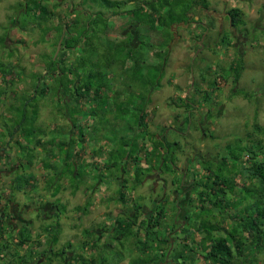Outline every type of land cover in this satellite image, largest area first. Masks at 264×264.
<instances>
[{
  "label": "rangeland",
  "instance_id": "374dc122",
  "mask_svg": "<svg viewBox=\"0 0 264 264\" xmlns=\"http://www.w3.org/2000/svg\"><path fill=\"white\" fill-rule=\"evenodd\" d=\"M110 1L114 2L111 7L99 0H0V195L17 200L22 207L17 227L28 224L32 232L31 241L17 246V251L38 259L57 237L54 251H66L68 261L83 256L94 257L96 264H133L140 254L138 242L132 237L115 241L109 233L115 229L117 217L133 220L134 214L155 212L159 205L166 207L168 215L160 228L162 238L155 245L159 250L153 251L151 261L206 263L200 253L194 260L188 253L181 254L187 243L201 241L202 234L195 231L187 241L185 234L172 233L173 238H179L173 254L170 251L166 258L160 253L170 231L176 232L179 205H186L173 199L177 190L183 195L181 184L177 189L171 179H165V191L155 187L156 181L149 179L152 172L143 169L134 178L124 175L125 183L122 176L118 180L119 168L115 167L113 174L104 168L118 163L116 150L123 151L122 142L135 134L150 133L154 139L169 142L166 157L174 155L179 169L185 157L188 161L203 156L209 159L226 152L233 164L230 150L249 143L250 134L264 140V0H207L202 6L195 0ZM42 7L52 15H39ZM233 9L242 10L245 26L232 27ZM66 25L72 27V39H67L62 27ZM83 33V43L72 51L66 49V44L72 47ZM149 34H156L155 42ZM129 50L131 58L139 56L142 62L135 65L129 60ZM51 61L57 76L46 72ZM93 73L95 79L87 78ZM86 81L94 93L99 90L97 102L76 96L75 91ZM215 83L218 89L211 95ZM203 91L210 92V103L204 101ZM187 96L190 108L184 104ZM189 110L193 113L190 121ZM141 111L148 118L140 127ZM198 118H203L202 126ZM256 126L263 131H257ZM35 139L47 146L57 139L63 145L61 155L57 146L52 147L56 151L54 157L48 156L49 170L47 159L35 155L47 150L37 148L29 156L27 144ZM144 144L147 149L152 147L147 135ZM111 152L113 159L107 158ZM208 166L216 174L237 169L224 168L220 160ZM180 174L176 179L182 182ZM18 176L31 177L32 186L16 193ZM193 181L188 175L185 185ZM165 194L166 200L161 199ZM120 198H125L126 204ZM50 206L54 212L50 213ZM238 210L232 207L223 216H215V212L207 215L231 229L234 224L229 216ZM189 217L192 224L187 230L195 229L199 214L192 212ZM140 235L143 237V232ZM225 235L224 230L217 232V236ZM14 237L10 233L3 236L6 241ZM33 249L34 254L30 252ZM250 258L248 264H264V250ZM37 259L30 264H37ZM120 259L123 261L118 263ZM63 261L55 256L42 264H65Z\"/></svg>",
  "mask_w": 264,
  "mask_h": 264
},
{
  "label": "trees",
  "instance_id": "16d2710c",
  "mask_svg": "<svg viewBox=\"0 0 264 264\" xmlns=\"http://www.w3.org/2000/svg\"><path fill=\"white\" fill-rule=\"evenodd\" d=\"M195 1L196 5L198 6H202L203 4L207 3V0ZM99 2L105 4L107 7H111V5L114 3L110 0H99ZM116 3L120 4L118 2ZM44 8L45 7L41 8L39 15H52V12L48 11V13L44 10ZM141 8L144 9L143 7ZM115 14H118V12H116ZM230 14L231 25L234 29H237L238 26H245V22L243 21V18L241 16L242 10L233 9ZM76 24L77 23H75L74 25ZM62 27L66 29V34H68L67 37H69L67 39H72V27L70 25ZM66 34L63 35L66 36ZM149 36L150 39L155 42L154 37H156V34H154V37H152L151 34H149ZM84 39H86L85 33L79 36L78 42H70L73 45L72 47H69L66 44V49L71 51L74 50ZM128 54L130 55L129 60L134 61L135 65H138L139 62H142V59L139 56L137 58H131L133 55L132 51L129 50ZM64 55L68 56L67 53H64ZM80 57L81 55L78 56L77 59H79ZM74 63H72V65H74ZM55 68L56 65L53 64V61H51V63L48 64L47 70L49 71L46 72H51L53 73V76H57ZM94 75L95 73L91 74L87 78L92 77L93 79H95ZM238 75L239 74L237 73L235 76V83L237 82V79H239ZM77 77H80V74H78ZM215 85L216 87H214L213 91H211L213 92L211 95L215 94L216 90L218 89V84L215 83ZM75 92L77 93L76 96H78L79 100L83 99L87 102H94L95 100L96 102L98 101L97 97L99 94V90L94 93L93 86L89 81H86L84 84H81ZM203 92V96L206 94L204 97V101L210 103L209 98H212L209 94L210 92ZM41 93L45 95L47 91L42 90ZM60 93L62 92L60 91ZM190 99L191 98L188 96L186 99H184V104H186L188 108H190V105L188 104L190 103ZM138 118V124L141 127L147 121V113L142 111L139 112ZM255 128L259 132L263 131L262 127L256 126ZM145 129H147V127ZM57 130L58 127L55 128V131ZM145 135L149 136L150 141L152 142V147L150 149H147V145L144 144ZM249 136H251L249 143L243 146L240 145L237 149H235L234 147V149L230 150L229 157L234 160V165L229 164L228 159L230 158L226 157L224 168L228 166L229 168L235 169L236 167V171H233L228 174L224 170H222V173L221 170H219L218 172L220 173L216 174L215 171L208 166V160H203V162H201L203 163L201 164L202 168L199 167V169H195L192 176L194 178V181L189 183L190 186L185 187V189H187V194L189 195L188 205H190L192 208L195 206L194 208H196V210H194V212H196V214H199L197 223L195 225L196 228L192 230H187L191 226L192 222L186 228H183V226H181L180 224L178 226V223L174 222V228H176V232L175 230L170 231V237L166 238V244L164 245L165 247L161 249L160 252L164 257L167 258V255L170 253V251L171 254H173L175 249V242H177L179 238H173L172 233L177 235L178 232L186 235V241L188 240L187 238L190 237V234L194 231L202 234V239L199 243H195L194 245H190L187 243L186 245H184V250L181 251V254L188 253V255L193 256L191 257V260H194L195 254L200 253V255L198 256L204 258V261L206 262L203 264H248L251 263L250 257L252 255L264 250V140L253 139L252 134H250ZM29 143V146L26 143V148L30 147L29 156L30 152H33L34 149L36 150L37 148L42 149L43 152L46 150L48 151V153L45 152L43 154L40 153L41 151H39V153L37 154L35 153V155L39 157V159H41L42 157H45V159H47L48 162L44 163L45 167L48 170L52 168L48 156L54 157L55 149H52V147L57 146V151L61 155L60 149L62 150L63 145L61 146L62 143L60 140L54 139V142L51 143L49 141L50 146L45 145V143L41 139H35L33 141H30ZM169 145L170 143L166 142V140L164 142L163 140L154 139L150 133H144L143 136L141 134H135L133 137L128 138L125 142H122L123 151L118 149L116 150L118 152L116 156L119 157L115 160H117L118 163L112 162L104 169L107 172L113 174L112 170L115 167L119 168L117 172L121 173V175L120 178L118 177V180L122 179L123 177L125 183L126 174L128 176H133L134 178L140 175L142 169L147 171H152L155 168L162 169L163 176L165 175V179H171V181L174 182L173 184L177 185V189H180L181 181H177L176 179V177L179 175V172L176 169V158L174 155L170 158L166 157V155L170 152L167 149ZM237 151H241V154L239 155V152ZM113 152H111L110 155L107 153V158L113 159ZM31 163L29 164L32 165ZM196 164L200 165V163ZM146 165L148 167H145ZM114 176L115 175H113L112 177ZM102 179H105V177ZM16 180L17 193L21 192L24 186H32L31 177L22 178V176H18ZM246 180H248V183H245ZM133 182H135V180ZM124 187L125 185L122 188ZM192 190L193 192H191ZM15 192L16 190H13V193ZM174 195L176 196V200H181V193H179L178 190L174 193ZM124 199L125 198H120V200H118L126 204V201ZM164 202L168 204L167 201ZM196 202L198 203V205H196ZM232 207L235 210H239L237 211V213L233 212V214L229 216V219L234 224L233 228L231 229H227L223 225L224 223L219 220L213 222L211 218H208L207 212H215V216H223L224 213L228 214L229 211L232 210ZM167 215L168 212L166 207L162 208L158 205L157 210L155 212H152V210H147L146 214L143 213V215L140 212L136 213V216L134 214L133 220L131 218H128L126 220L122 219L121 217H117L114 222L115 229H113V232L108 233L110 235V238L115 241H119L121 238L132 237V239L136 240V243L138 242V251L140 252V254H138V257L136 259H134L133 264H157V261H151V256L153 254V251L159 250L158 247H156L155 245H157V241H160L162 238L160 228L162 226L163 220L165 223ZM7 217L8 219L5 220L6 222L2 220L0 221V237H3L5 234L10 233V231H12L13 226L10 223L6 224L8 221H10L11 216L8 215ZM172 222L173 220L171 221V223ZM21 226V230L18 233V237L20 239L18 245L20 247H24L28 242L31 241L30 239L32 236V232L26 224ZM17 229L20 228L17 227ZM220 230H224L226 232V235L217 236V232H220ZM142 232L144 234L143 237H141L140 235ZM100 233V238L102 239V235L104 234H102V232ZM52 241L53 243H56L58 241V238L55 237ZM106 246L109 247V245ZM8 247V245L5 246V248ZM30 252H32V254L36 253L34 249ZM143 254L146 255V258H143ZM15 255H17V259L20 260V264L29 263L26 256H20L18 252L15 253ZM31 258H33V255ZM122 261L120 259L118 263ZM183 262L185 261L183 260ZM67 264H96V259H94V257L87 259L83 256L77 258V256H75L74 259L68 262Z\"/></svg>",
  "mask_w": 264,
  "mask_h": 264
},
{
  "label": "flooded vegetation",
  "instance_id": "af4514ba",
  "mask_svg": "<svg viewBox=\"0 0 264 264\" xmlns=\"http://www.w3.org/2000/svg\"><path fill=\"white\" fill-rule=\"evenodd\" d=\"M194 107H195V105H193L191 103V109H194ZM193 111H194V113L196 111V113L198 114L197 110L194 109ZM191 114H193V113H191L190 110H189L188 111L189 121L191 119V116H190ZM202 119L201 118H198V124H200V126H202L201 125V120ZM200 126H199V129H200ZM188 130H189V128H188ZM178 132H180L181 134H184V136H186V134H187L185 132L182 133L179 130H178ZM192 149L194 150L193 147H192ZM226 156H227V152L224 155H219V157H212V156H210L209 159H207V157L203 156L202 158H199V159L193 157V159H191L190 161H188V159L185 157L184 158V163H183V168L182 169L181 168L180 169L179 168H176L177 171L179 173H181L180 174V177H182L181 185L184 188L183 195H181V200L183 201V203L186 202V205L185 204H183V205L181 204L180 205L179 217L177 218L176 223H178V224L180 223V225H182V224L185 225L187 222L190 223V220H189L190 217L189 216H190V214L192 212H194L192 210V207L190 205H188L189 204V201H188L189 195L187 194L188 193L187 192V189H185V187H187L185 185V182H186V177L188 175H190V177L193 176V172H194V168L195 167H201V165L196 164V163H200L201 164V162H203V160H208L209 162H213V161L214 162H217L218 160H220V161H222V164H224L225 161H226ZM191 161L193 162V165L191 164ZM10 166H12V165H10ZM83 166H84V171L87 172L86 167H85V164H83ZM145 167H148V166L146 165ZM16 169H17V164H16ZM189 170L192 173H188ZM2 172H0V183L2 182V178H1V173ZM151 172L152 173L149 175V179H153L154 182L156 181L155 187H158L159 186L160 188H163L166 191L168 189V184L166 182L167 180H165V177H163V170L157 168L156 170L153 169ZM173 183L174 182L171 181V185H174ZM124 185H125V183L123 184V186ZM191 192H193V190ZM166 196H167L166 194L165 195H162L161 196V199L166 200L165 199ZM175 198H176V196H173V199H175ZM178 201L179 200H177V202ZM20 206L21 205H18L17 200L16 201L15 200H11V199H6L5 200V199H3V196L0 195V221L2 220L4 222H6L5 220L8 219L7 216L8 215L11 216L10 221H8L6 224H9L10 223L13 226L12 227V231H10V234H12L13 236H16L13 239H9V241H6L5 238H3V237L1 238L0 237V264H7V263L8 264H13V263L14 264H20V260H18L17 259V255H15V253L18 252L17 251V246L20 247L18 245V242H19L20 239H19V237H17V234L21 230V227H20V229H17V221H19V219H20V217H18V216L22 213V210H21L22 207H20ZM189 207L191 209H189ZM50 209H51L50 213L51 212H54V210H52L53 207L50 206ZM43 212H44V210H43ZM26 225H28V224H26ZM17 230H18V232H17ZM11 244H13V245H11ZM6 245H8L9 247L8 248H5ZM49 245H50L49 250L47 252L45 251L46 253H44V254L43 253L39 254L38 259L36 258L37 259V264H42V263H44L46 260H48L51 257L55 258V256H58L59 258H63L64 259L63 262L65 264H67L68 262H70V261H68V258L66 257V254H67L66 251H62V252L54 251L53 241L50 242ZM12 247L15 248L14 249L15 251L13 253H7V252H10L12 250ZM20 256H23V255H20ZM29 256L27 257V259H31L32 256L31 255H29ZM36 259H35V257H33V259L30 260L28 264H30L32 262H35ZM17 260H18V262H17Z\"/></svg>",
  "mask_w": 264,
  "mask_h": 264
}]
</instances>
